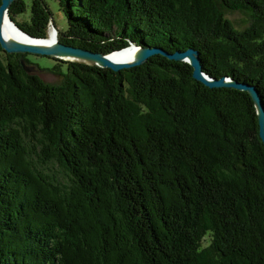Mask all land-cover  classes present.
I'll use <instances>...</instances> for the list:
<instances>
[{
    "label": "trees",
    "instance_id": "obj_1",
    "mask_svg": "<svg viewBox=\"0 0 264 264\" xmlns=\"http://www.w3.org/2000/svg\"><path fill=\"white\" fill-rule=\"evenodd\" d=\"M54 1L61 45L190 48L264 106V0ZM49 14L42 0L7 12L35 39ZM26 56L0 47V264H264V146L246 91L205 87L161 55L120 71L46 58L66 68L47 84Z\"/></svg>",
    "mask_w": 264,
    "mask_h": 264
},
{
    "label": "water",
    "instance_id": "obj_2",
    "mask_svg": "<svg viewBox=\"0 0 264 264\" xmlns=\"http://www.w3.org/2000/svg\"><path fill=\"white\" fill-rule=\"evenodd\" d=\"M13 1L14 0H0V47L4 50V52L8 54L18 53L21 55H32L36 57L45 56L50 59L75 62L103 69H111L113 71H120L122 69L142 65L146 60L154 55H161L162 57H165L168 60H174L175 62L187 63L192 69V79L202 83L205 87L217 89L232 88L238 91H246V94L249 95L255 106L254 109L258 119V137L264 146V106L257 93L258 91L251 86L232 81V79L229 78H220L218 80L208 77V75L204 74L202 71L200 63L201 59L197 51L189 48L183 52L175 51L173 53H166L161 50V48H148L147 46L136 47L133 43H130V45L132 44L136 49L135 57L128 61H119L118 57L112 56V54L117 53L118 51L104 55L102 53H92L89 50L75 48L72 46L61 45L58 40V31L52 21H50L49 25L55 32V41L52 44H47L46 38L35 39L23 33L19 30L18 26L9 19L7 12ZM4 20H7L15 30L24 36L25 41L4 38L2 35ZM20 63L25 73L36 75L32 72L35 69L34 66L26 64L24 60H21Z\"/></svg>",
    "mask_w": 264,
    "mask_h": 264
},
{
    "label": "rangeland",
    "instance_id": "obj_3",
    "mask_svg": "<svg viewBox=\"0 0 264 264\" xmlns=\"http://www.w3.org/2000/svg\"><path fill=\"white\" fill-rule=\"evenodd\" d=\"M42 1L48 7V10L50 12L49 14L50 20L54 23L56 30L64 32L67 28V24L62 15V11L59 9L57 3L54 0H42ZM27 17H28L27 14H24L22 16H18L17 20L19 22H22L26 20ZM227 17L234 23V26L237 29H240L244 26L242 22V20H244V17H242L240 14L231 13V14H228ZM26 59L32 64V66L35 67V69L32 72L35 73L39 78H41L45 83L58 84L61 81L60 76L54 75L48 72V70L54 64H60L59 62L46 59V57H42V56L36 57L32 55L26 56ZM60 66L63 69V72L66 71L65 65L60 64ZM207 242H208V239L206 238L204 240V245H206Z\"/></svg>",
    "mask_w": 264,
    "mask_h": 264
},
{
    "label": "bare ground",
    "instance_id": "obj_4",
    "mask_svg": "<svg viewBox=\"0 0 264 264\" xmlns=\"http://www.w3.org/2000/svg\"><path fill=\"white\" fill-rule=\"evenodd\" d=\"M2 35L7 39H15L18 41H25V37L22 36L17 30L9 24L7 20H4L2 26ZM47 44H52L55 41V32L52 30V27L48 29V35L46 37ZM136 55V49L133 45H129L127 48L121 50L120 52L112 54V56L118 57L119 61H128L133 59Z\"/></svg>",
    "mask_w": 264,
    "mask_h": 264
}]
</instances>
